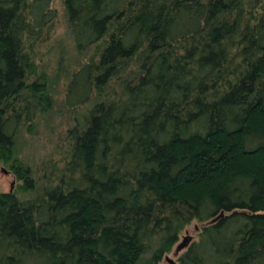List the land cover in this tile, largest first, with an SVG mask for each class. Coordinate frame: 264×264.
Masks as SVG:
<instances>
[{
	"label": "trees",
	"instance_id": "16d2710c",
	"mask_svg": "<svg viewBox=\"0 0 264 264\" xmlns=\"http://www.w3.org/2000/svg\"><path fill=\"white\" fill-rule=\"evenodd\" d=\"M53 1L0 0V264H160L191 224L173 264H264V0Z\"/></svg>",
	"mask_w": 264,
	"mask_h": 264
},
{
	"label": "rangeland",
	"instance_id": "374dc122",
	"mask_svg": "<svg viewBox=\"0 0 264 264\" xmlns=\"http://www.w3.org/2000/svg\"><path fill=\"white\" fill-rule=\"evenodd\" d=\"M53 6L59 12L61 10V0H54ZM61 20L62 19H60L59 17V20L56 24V34L51 35L52 39L47 41L44 45H42L39 48V52L41 54H46L45 58L50 59L49 61H44V62L50 63L46 65H47V72L51 74L52 72H54V70L58 68V66H60V64H55L57 55L54 53L53 50L55 49L54 45H56L55 38H61L63 40V35H60L63 33L64 30ZM49 49H51L52 52L48 53ZM57 51H60V49H57ZM52 78L54 80V76H52ZM63 82H64L63 77H61L57 83L54 81V88L58 92V94L57 93L54 94L59 95L57 96L58 102L62 98V95H60V93L61 91H63L62 90V88L64 87ZM49 123L50 120L47 122V119L42 117L39 121H37L36 127L33 131L29 132L27 130H23L21 132L22 141L20 139V143H19V147H20L19 150H21L22 152L28 155L30 160L33 161L31 163H34L41 168V170L37 172L39 176L38 179L39 181L41 179L40 176H42V170H43L42 168L44 167V163L46 162V160L49 158L50 153L55 156L51 158L58 159L57 158L58 150H56L57 148L52 150V144L49 145L50 143L49 139L51 138L52 142L54 141V144L55 141L57 142L59 141L58 134L60 133V114L58 113L54 115L51 126H49ZM47 167L50 168L49 165H47ZM14 189H16L14 176L11 174L7 166L0 164V192H4L3 194H0V219L2 218L3 215L5 200L7 199L8 193ZM185 231H189V232L184 233ZM185 231L180 236L179 244L183 241L185 236L193 234L194 224L189 225ZM177 246L175 245L171 250V252L168 254L167 258L169 259L165 258V260H162L160 264H171L170 260H175L176 257L184 251V247L179 249Z\"/></svg>",
	"mask_w": 264,
	"mask_h": 264
},
{
	"label": "water",
	"instance_id": "95a60500",
	"mask_svg": "<svg viewBox=\"0 0 264 264\" xmlns=\"http://www.w3.org/2000/svg\"><path fill=\"white\" fill-rule=\"evenodd\" d=\"M197 229H198V227L195 226V230H197ZM190 240H191V235L185 236L184 239H183V241L178 245V248L179 249L183 248ZM167 259H169V258H167ZM170 263L173 264L174 261L173 260H170Z\"/></svg>",
	"mask_w": 264,
	"mask_h": 264
}]
</instances>
